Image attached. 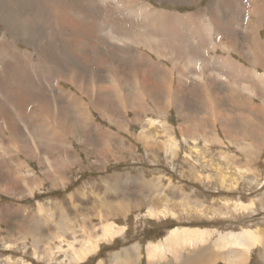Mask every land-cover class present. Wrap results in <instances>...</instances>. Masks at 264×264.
I'll list each match as a JSON object with an SVG mask.
<instances>
[{
	"label": "rangeland",
	"instance_id": "1",
	"mask_svg": "<svg viewBox=\"0 0 264 264\" xmlns=\"http://www.w3.org/2000/svg\"><path fill=\"white\" fill-rule=\"evenodd\" d=\"M55 1H61L62 5H53ZM112 1L103 0V3H101L100 0H47V2L42 0H0V42H2L3 46L10 43L16 45L19 49L25 50L30 61L34 64L32 68L36 65L42 69L37 76L31 71L24 75L22 72L8 73L6 72L7 67L5 61L0 64V77L1 79L7 78L3 86L0 84V125L3 126L4 123H10L15 126H24L25 128L27 127L25 122L27 115L24 114V111H29L32 116L35 115L34 117L37 118V121L40 122L41 125H38V131L36 132L34 130H28L27 128L24 131H26L25 133L27 136L31 138H40L36 142L40 141L42 139V134L46 132L40 116H37H45L44 112L40 109V106H42L41 101H45L50 105L54 104L56 109L64 114H70L69 116H71L73 110L70 105H73L74 101H67V96H65V94L71 93L79 99L77 95L80 93L81 89L88 86L84 85V88L78 87V80L71 81L66 79L63 73L65 74L66 70L71 71L74 68L80 69L79 71L83 73L80 78L85 82L93 84L90 85L89 88L92 91L94 90V95L98 96V100H105V102L108 103L106 106L111 109L107 110V112L104 111L102 107L97 109L91 106V109L89 108L91 121L88 125L84 123L79 116V120L77 121L76 117H74V119L64 118L62 122L66 119V124L63 130H61L62 134L59 133L60 136L52 134L47 135V139H49L50 142L48 143L49 146L46 144L45 147H48L47 153H49V155L47 154V158H50V169L45 168L41 159L27 158L25 155L18 153L20 152L19 150H15V152L18 153L17 156L14 154L10 159L7 158V155L2 158L0 157V178L3 177L2 179H6V177L8 178V176L11 175L5 171L3 165L6 164L11 171H16L13 169L11 163L15 158L26 164V168H23L22 172L18 171L16 175V178L21 179V184L18 187L0 189V264H16L20 259L16 260L14 257L9 258L7 255L12 254L16 256L22 254V252L25 254L21 256L25 257L26 261L30 263L33 262V258L28 256L30 254L29 251L32 249L33 241L41 245L39 246V244H37L39 250H37L36 253L42 256L44 255V252L41 253L43 248H50L52 250L55 248V246H52V243H50L51 234L54 236V239L59 242V244H56V249L62 246L64 249H67L68 243H73L74 237H79L77 243L79 247L84 244L83 241L86 237L92 239L93 226H98L101 223L107 222L113 223L116 227H125L126 229L122 236L119 238L115 237L111 241H114L112 244H110V242L100 245L98 258L90 260L88 264H97L98 259L101 258L104 260V263H107L109 256L114 255L117 257L122 255L124 249L128 248L126 246L136 244L135 241H140L141 245H145L146 241L147 243L153 242L154 240L161 241V235L165 233L167 228L173 227L174 222L168 218L164 219L165 217H162L161 214H159L157 220H148L145 218V207L148 202L147 200H149L147 190L154 191L150 196V201L153 200L155 196L157 198L159 195L161 198H164L163 201H168V198L170 201H173V207H177L179 202V197L175 195L177 192L181 193L179 195L181 197V202L183 197L186 199L187 197H193L194 201L203 203L201 199L194 196L195 193L200 195L206 194L207 197L212 196L214 198L218 196L216 194L218 192L216 183H212L211 188H206V190L214 192L216 195L209 194L205 193L202 183L199 185L194 184V179L191 178V176H200L201 174L199 173L201 172L198 174L194 172H198V170L201 171L204 166L201 155L208 151L205 150V147L202 145V136L204 134L203 137L206 139H211V137L218 139L220 137L225 142V147H222V143L218 139L219 141L214 143L218 145V148L214 149V147L211 146V151L217 150V153H223L224 151L228 152L225 159L222 158L223 160L220 161V158L216 157L214 158L215 161L211 162L205 168H212L213 170L221 169V172L226 170L239 171L240 169L244 170L243 168L248 165V168L255 169L259 172L260 177L256 182H251L250 176L240 178L239 175L238 177L242 181V184L240 189H237L235 192L243 201L248 202L249 199H254L259 202V205L256 206L254 212L250 214V212L238 211L244 210L240 208V205L237 206L238 210H234L229 209L228 205L214 200L212 203H204V205L201 204L199 206L202 211L203 209L211 208L221 213L212 214L209 216V219H207V216L199 214V209L194 207V204L192 205L186 201L187 203H183L184 207L189 205L192 213L197 215H188L190 219L184 220L183 224L178 225L181 226V228L189 229L208 228V234H210L211 231L214 235V240L209 244L215 249L217 248L216 243L219 236L226 237L230 234L236 236V234L240 233L242 230L264 227V212L260 211V208L264 205V201H262L264 200V130H262L264 122L261 119L263 115L260 114L259 111L260 107L263 108L264 111V97L260 98L264 95V92L260 90L262 93H259V91H257L256 93L258 95L255 94L253 97L254 108L255 106L259 107L256 114L259 119L255 115L253 120L256 129H243V127L248 124L249 117L247 116H251V112H240L233 102V100H236L241 95L240 92H243V86H251V83H254L255 86L253 84L251 87L256 88V81L248 75V70L252 66V63L250 64L249 61L242 58L243 56H239L235 51V47L240 45L246 46V43L252 45L257 44V42L254 44L250 41L245 42L250 36V26H252V24L256 26L257 23L255 17H249V14L252 13L254 0H127L129 3L133 4V10L130 15L124 12L122 13V10L116 5V1ZM99 3H101L100 6ZM51 7H53V12H49ZM194 14L198 18H195ZM173 15H177L179 19H175ZM59 16H61L62 19H59ZM151 16L158 19L160 18V21L165 25L172 22V27L169 28L170 31L168 35L164 36L163 33L158 32L159 35L155 37V40L161 46L159 55H157L154 48L147 49V47L143 45L134 46L131 44L132 37L136 38V36H139L146 38L150 36V34L153 37V33H157L156 30L153 29L154 27L150 25L152 21ZM187 16H192L191 19H188L190 23H188L187 26L176 24V21H182L183 24V20L180 19ZM142 17L145 21L142 20ZM197 20H200V22ZM248 20H250V23H248ZM51 22L59 24L66 22V26L68 25L67 23H69V26H65L64 31L56 36L55 41V35L51 30ZM205 23L208 25L207 31L209 32L205 31ZM174 24H176L175 27ZM189 27L207 34V37L205 35L203 37V42H207V45L203 47L204 53L202 63L198 61L201 58L203 50L197 59L198 61L192 60L191 62H187V58H178L179 60L174 58L173 63L170 62L167 59L168 56L165 54L166 50L165 48L163 49V47L169 44H175L178 49H184L186 47V38L190 40V37H192V35L185 34V31L188 30ZM69 28H71V30H69ZM259 33L260 39L264 41V25L261 23H259ZM58 39H61L62 42L60 43L57 41ZM66 39H69V41ZM193 41L195 45L199 46V39ZM44 44L56 50L55 52H57L59 56H54V58L61 60L59 64L65 68L62 69L63 71L58 75L54 76L52 73H49L48 70V72L44 70L45 66H47L45 61L44 64L42 63L41 65L36 61L38 58L37 51L44 47ZM130 46L133 48L129 50ZM260 46L257 47V51L264 61V47L262 45ZM210 47H215L217 53H214ZM244 52H251V55L254 53L253 50L250 49H245ZM130 53L133 55L143 53L144 56H151V58L147 64L141 62L143 59L137 60L133 58ZM195 54H198V52L193 53V55ZM221 55L228 57L227 60L236 64L237 68H240L241 71H239V73L236 72L233 76L232 74L228 75L225 70L222 71L220 66L216 63V60L221 58ZM14 56L19 57L17 53H15ZM19 62L20 61L17 63ZM193 63L196 64L195 68L192 66ZM112 66H120L127 74V76L121 80L122 86L126 85L122 90H119L116 84L111 81L112 79L110 76L108 77L106 74L103 76V71ZM3 67H5V69ZM257 67L259 74L261 73V75L264 76V72L262 71V69L264 70V66L258 65ZM261 67L263 68L261 69ZM4 70L6 71L3 73ZM163 70L172 73L171 82L170 84L168 83V85L172 87L173 91L178 92V94L173 92V97H179L180 100H184L186 103L184 110L183 108L178 109L175 105L166 108L163 97L167 91L168 85L162 79L163 74L161 73ZM183 72L186 74L185 77L182 76ZM1 73H3V75ZM215 74L221 75L228 83L231 81L237 83L238 86L232 83L235 91L233 89L229 91L225 90L226 88L224 85L215 83L213 78L211 79ZM245 75L251 80L249 81L247 77L244 78L243 76ZM198 77L202 84L198 85ZM202 78L205 82H202ZM237 78L239 80H237ZM247 80L250 83H248ZM216 85H218V88ZM170 86H168V89H170ZM239 86L242 87L240 88ZM201 88H204L203 92H201ZM2 90H8L9 93L6 97L1 96L3 94ZM130 93L133 94L132 97ZM116 95H121L124 98V104L123 102H119V98ZM232 97L236 99H231ZM127 98H129V104L132 105L136 102L141 105V110L139 112L140 121L136 124L134 121V123L128 121L126 123V120H123V114L126 109L122 110V108L123 106L125 108ZM83 99L87 100L86 98ZM116 107L119 110H117ZM207 107L210 109L209 111H207ZM202 109L205 110L202 111ZM75 110L79 113L78 108ZM220 114L223 115V119L221 120L223 121L222 123L217 119ZM188 115L190 118H187ZM32 116L29 118V121L34 124L35 129L36 123L33 121L34 118H32ZM130 117L134 120L135 111H130ZM145 119H155L162 122L160 126L158 125L153 129H146V136H151L150 138H152L154 142H158L162 139L165 141L167 139L168 135L161 126L163 123L169 124L171 129L170 134L177 143V156L172 157L171 153L168 152L169 149H166L165 152L148 151L149 149L143 145L140 138ZM193 121L195 123H193ZM77 122L78 126L76 127H78V129L75 127ZM250 124H252V122ZM250 124L248 127H250ZM66 127L70 128V132L65 131ZM209 127L211 130H208ZM97 128H100L108 137L104 135L101 136L95 132ZM229 128L232 131H228L227 129ZM58 131L59 129L57 132ZM156 132H159L160 135H156ZM199 133L204 134L200 135ZM32 134L35 135L31 136ZM113 134L115 138H112ZM4 135V139L8 140L9 136L7 131ZM197 139H199V142ZM190 141H192L195 146L193 144L189 145ZM246 143H251L252 146L256 145L257 149L255 154L246 156L242 149H240L246 146ZM42 144L43 148L45 142ZM62 154H64V156ZM186 154H190L191 158ZM197 157H199V160H202V162L195 161ZM27 171H32L34 173V178L36 177V179L40 180L35 187L31 184L27 186L24 185V182L27 181L24 179V173ZM45 173H49L48 175L50 176L54 174L51 177L48 176V178H45L43 175ZM30 177L33 178V176ZM116 178L119 180L115 181L117 180ZM62 179L66 182V187L60 185L61 181H63ZM198 179L202 181L201 177ZM105 185H110L107 193L108 195L103 191V186ZM29 192H32V194H28ZM74 194L77 198H74ZM189 194H192V196ZM165 196H167V198ZM210 201L211 200L208 202ZM103 203L111 206L105 208L106 206L104 207ZM119 204L124 205L126 210L124 208L117 211L111 209L112 207H118ZM235 205L236 203L234 202L233 207ZM225 208L228 210H225ZM99 209L100 211H98ZM160 210L161 209H157V212H160ZM147 211L146 217H148ZM186 216L187 215H183L182 218H186ZM175 218L177 219V215L173 217V219ZM60 219L63 223L67 221L68 225L71 227H78V234L72 236L69 233L70 236L68 237L65 236V233L59 234L58 223ZM99 219H101V221ZM197 219H203L201 223L205 226L199 225L197 227L193 225V222H189L196 221ZM175 230L177 234L196 233L194 236L198 237L200 240L206 238L205 232L200 233L197 230L192 232L186 229H174L169 233ZM19 237L26 240V250L24 249V251L22 250L23 247H21V245L19 246L21 241ZM11 243L12 246H15V249H20L18 253H16V251H10V249L6 250V246L11 245ZM109 246H112L114 251L109 252L107 248ZM180 250H184L183 255L187 254L186 245L181 244ZM219 250H224V252L221 251L220 253L221 258H223L224 256L229 257L228 255L234 251V248L228 247V250L227 248H220ZM249 253L250 251L244 254L243 257L241 255L240 259L244 258V260L247 261L250 256ZM61 254L65 256L67 252ZM61 254L55 253V257ZM233 254H235V252ZM261 255H263V253L254 250L252 255L253 259L250 264H258ZM5 256H7V258H5ZM258 257H260V259ZM8 258L9 260H7ZM262 262V264H264V260ZM56 264L58 263L56 262Z\"/></svg>",
	"mask_w": 264,
	"mask_h": 264
},
{
	"label": "bare ground",
	"instance_id": "2",
	"mask_svg": "<svg viewBox=\"0 0 264 264\" xmlns=\"http://www.w3.org/2000/svg\"><path fill=\"white\" fill-rule=\"evenodd\" d=\"M42 1H44V2H47V0H42ZM112 1V0H111ZM114 1H116V5L119 7V9H121L122 10V13L124 12V13H126L127 15H130V13H131V11L133 10L132 9V6H133V4L132 3H129V1H127V0H113L112 2H114ZM100 2L101 3H103V0H100ZM93 3V2H92ZM101 3H99V6L101 5ZM129 3V4H128ZM72 4V3H71ZM187 4V3H186ZM53 5H62V2L61 1H55L54 3H53ZM173 5V4H172ZM92 6H94V5H92ZM103 6V5H102ZM52 8L53 7H51L50 9H49V12H53V10H52ZM97 11V10H96ZM198 11H200V10H198ZM200 12H203V11H200ZM80 14V13H79ZM201 14V13H200ZM166 16V15H165ZM172 16V15H171ZM167 17V16H166ZM173 17L175 18V19H179L178 18V16L177 15H173ZM191 17L192 16H187V17H183L182 19H180V20H183V24H182V21H176L177 23L176 24H181V25H184V26H187L188 25V23H190L189 21H188V19H191ZM194 17L195 18H198V17H196L195 16V14H194ZM249 17H255V19L257 20V23H256V26H254L253 24H252V26H250V36H249V40L248 39H246L245 40V42H247V41H250V42H252L253 44L254 43H256L257 42V44L256 45H252V44H248V43H246V46H237V47H235V51L238 53V55L239 56H243L242 58H244L245 60H247V61H249L250 62V64L252 65H250L251 67L249 68V74L248 75H250V78H253L255 81H256V88H252L251 86L254 84H252L251 83V86L250 85H245V86H247V87H242L243 88V92H240L241 93V95L236 99L235 97H232L231 99H236V100H233V102H234V105H235V107L238 109V110H240V112L242 111V112H251L252 113V109L254 108V106H253V97L255 96V94H257L256 92L257 91H259V93H262V92H260V90L261 91H263L264 92V76L263 75H261V73L259 74V70H258V65H260V66H264V61H263V59H262V57L258 54V51H257V47H259L260 45H262L263 47H264V41H262L261 39H260V33H259V23H261V24H263L264 25V0H254V4H253V9H252V13H250L249 14ZM70 18H72V17H70ZM78 18H79V16H78ZM82 18H83V16H82ZM107 18V17H106ZM59 19H62V17L61 16H59ZM84 19V18H83ZM151 19H152V21H151V23H150V25L151 26H153L152 28L153 29H155L156 30V32L157 33H153V37L151 36V34H150V36H147V34H146V38H143V37H139V36H136V38L135 37H132V42H131V44L132 45H134V46H137V45H143V46H145V47H147V49L148 48H154L155 49V51H156V53H157V55H159L160 53H159V51H160V48H161V46L157 43V41L155 40V37H157L158 35H159V33H163V35L165 36V35H168L169 33V28L170 27H172V22H169V20H168V22H169V24H164V23H162L161 21H160V18L158 19V18H155V17H153V16H151ZM167 19H168V17H167ZM142 20H144L145 21V19L142 17ZM188 21V22H186V21ZM82 21V20H81ZM198 22H200V20H197ZM164 22V21H163ZM167 22V23H168ZM175 22V21H174ZM248 23H250V20H248ZM66 24V22L65 23H56V22H51V30L53 31V33H54V35H55V37H54V41L56 40V36L57 35H59V34H61L63 31H64V27L66 26L65 25ZM68 25L67 26H69V23H67ZM176 24H174V27H175V25ZM79 25V24H78ZM169 25V26H168ZM66 26V27H67ZM144 26V25H143ZM149 26V25H148ZM179 26V25H178ZM207 24L205 23V31L206 32H209V31H207ZM74 27V26H73ZM72 28V27H71ZM71 28H69V30H71ZM75 28V27H74ZM186 28V27H185ZM203 28V27H202ZM200 29V28H199ZM74 30H76V29H74ZM73 30V31H74ZM150 30V29H149ZM72 31V32H73ZM145 31V30H144ZM151 31V30H150ZM177 31V30H176ZM71 32V31H70ZM77 32V31H76ZM141 32V31H140ZM159 32V33H158ZM67 33V32H66ZM75 33V32H74ZM73 33V34H74ZM175 33H177V32H175ZM246 33V32H245ZM249 33V32H248ZM68 34V33H67ZM66 34V35H67ZM72 34V33H71ZM185 34H188V35H192V37H190V40L188 39V38H186V47L184 48V49H182V48H179L178 49V47H177V45H175V44H169V45H166V47H163V49L165 48V54L168 56V60L170 61V62H172L173 63V59L174 58H187V62H191L192 60H197L198 59V57L200 56V53H201V51L204 49L203 47H205L206 45H207V42H203V37H204V35L207 37V34L206 33H203V32H199V30H197V29H194V28H192V27H189V29L188 30H186L185 31ZM144 35V34H143ZM64 37H65V34H64ZM67 37V36H66ZM79 39V38H78ZM199 39V46H197V45H195L194 44V41L193 40H198ZM202 39V40H201ZM66 40H68L69 41V39H66ZM131 40V39H130ZM57 41H59L60 43L62 42V40L61 39H58ZM161 41V40H160ZM170 41V40H169ZM46 42V41H45ZM243 42V41H242ZM42 44V43H41ZM126 45H127V43H126ZM245 45V44H244ZM259 45V46H258ZM164 46V45H163ZM261 47V46H260ZM133 47L132 46H130V48H129V50L130 49H132ZM208 48V47H207ZM43 49V50H42ZM210 49L214 52V53H217L216 51H217V49L215 48V47H210ZM245 49H250V50H253V55H251V52H244V50ZM258 49H260V48H258ZM37 50V49H36ZM56 50H54L53 48H51V46H45V44H44V47H42V48H40V49H38V51H37V53H38V58H37V62L41 65L42 63L44 64V61L47 63V66H45V69L44 70H48L49 71V73H52L54 76L55 75H58L60 72H62L63 70L62 69H65L61 64H59L60 62H61V60H57V59H55L54 58V56H59L58 55V53L57 52H55ZM194 52H198V54H195V55H193V53ZM15 53H17V55H19V57H15L14 56V54ZM203 53H204V50L202 51V54H201V58L199 59V63H202V61H203ZM130 55L133 57V58H136L137 60L138 59H143L141 62H144V63H149V60H150V58H151V56H148L147 57V55L146 56H144L143 55V53H137V54H135V55H133L132 53H130ZM228 59V57H226V56H224V55H221V58H218L217 60H216V63L220 66V69L223 71V70H225L226 71V73L229 75H231L232 74V76H233V74H235L236 72H238L239 73V71H241V69L240 68H237V65L236 64H234L233 62H231L230 60H227ZM179 60V59H178ZM3 61H5V63H6V67H7V71L6 70H4L3 71V73L6 71V72H8V73H20V72H22L24 75L26 74V73H28V72H32V73H34V75L35 76H37V74L39 73V72H41L42 71V69L40 68V67H38V66H34V68H32V65H34L31 61H30V58H29V56H28V54H27V52L25 51V50H22V49H19L16 45H12V44H10V43H8V44H6V45H2V42H0V64L1 63H3ZM18 61H20L19 63H17ZM192 66L195 68L196 67V64H192ZM4 69H5V67H3ZM263 67H261V69H262ZM1 69V68H0ZM246 69H243V70H246ZM59 70V71H58ZM80 69H78V68H74L73 70H66L65 71V74L63 73V75L66 77V79L68 80H71V81H76V80H78V87H82V88H84V85H88V86H86L84 89H81V91H80V93L77 95L78 96V98L79 99H77L73 94H71V93H69V94H65V96H67V101H74V104L72 105H70L72 108V110H73V113H71V116H69L67 113H62L60 110H58V109H56L55 108V106H54V104H49V103H46L45 101H41V103H42V106H40V109L44 112V114H45V116H42V115H37V116H40V118H41V120H42V122H43V124H44V130L46 131L45 133H43L42 134V139L40 140V141H38V142H36L37 140H39L40 138H37V139H34V138H31L30 136H27V134L25 133L26 131H24V130H26V128L29 130H34L35 132L36 131H38V125L40 126L41 124H40V122H38L37 121V118L36 117H34V116H32L30 113L31 112H29V111H24V114H26L27 116H26V118H25V122H26V125H27V127H25L24 128V126L23 127H21V126H15L14 124L12 125V124H10V123H4V125L2 126V125H0V157L2 158V157H4L5 155H7V158L8 159H10V157L12 156V155H16L17 156V154L18 153H21V154H23V155H25V157H27V158H39V159H41V161L43 162V164H44V166H45V168L47 169H50V162H49V159L47 158V154L49 155V153H47V151H48V147L46 146L45 147V145L47 144L48 145V143L50 142L49 141V139H47L48 138V134H52V135H59L60 136V134L59 133H61L62 134V131L61 130H63V128L65 127V124H66V119L67 118H70V119H74V117H76V121L77 120H79L78 119V116H79V118L84 122V123H87V125L90 123V117H91V115H90V113H89V110L91 109L90 107L92 106L93 108H99V107H102V108H104L103 110L104 111H107V110H111L109 107H107L106 105L108 104V103H106L105 102V100H98L99 98H98V96L97 95H94V90L92 91L90 88H89V86L90 85H93V84H90V83H88V82H85L82 78H80L82 75H83V73L82 72H80L79 71ZM47 71V72H48ZM97 71V70H96ZM128 71V70H127ZM262 71L264 72V70L262 69ZM3 73H1L2 75H3ZM48 73V74H49ZM6 74V73H5ZM4 74V75H5ZM105 74H106V76H110L111 77V81H113L115 84H116V86L119 88V90H122V88H124L126 85H123L122 86V83H121V80H122V78H124V77H126L127 76V74H126V72L124 71V70H122L121 69V67L120 66H112V67H110V68H108V69H106V70H104L103 71V76H105ZM160 74V73H159ZM161 74H163V76H162V79H163V81L165 82V83H167V85H168V83L170 84V82H171V75H172V73L170 72V71H167V70H163V72L161 73ZM246 74V75H247ZM1 75V76H2ZM7 75V74H6ZM185 73L183 72L182 73V76H184L185 77ZM238 75H240V74H238ZM244 75V74H243ZM243 76L244 78L245 77H247V79L249 80V78H248V76ZM17 76V75H16ZM3 77V76H2ZM4 77H6V76H4ZM62 77V76H61ZM149 77V76H148ZM150 78V77H149ZM199 78V77H198ZM213 78V81L215 82V83H217V84H221V85H224L225 86V90H231V89H233L234 90V85L232 84V83H235V82H230V83H228L226 80H225V78H223L221 75H219V74H215L214 76H212L211 77V79ZM7 79V78H6ZM6 79H1V77H0V84L3 86V84H4V82L6 81ZM57 79V78H56ZM59 79V78H58ZM159 79H160V77H159ZM109 80V79H108ZM237 80H239L238 78H237ZM247 80V81H248ZM251 80V79H250ZM249 80V81H250ZM8 81V80H7ZM11 81V80H10ZM62 81V80H61ZM111 81H110V83H111ZM130 81V80H129ZM133 81V80H132ZM174 81V80H173ZM244 81V80H243ZM246 81V80H245ZM248 81V83H250ZM56 82V81H55ZM91 82V81H90ZM182 82V81H181ZM202 82H205V80L202 78ZM242 83V82H241ZM244 83H246V82H244ZM247 83V84H248ZM199 84H202L201 82H200V78H199V83H198V85ZM240 84V83H239ZM229 85V86H228ZM235 85L236 86H238V84L237 83H235ZM243 85V84H242ZM111 86V85H110ZM168 86H170V85H168ZM168 86H167V91H166V93H165V95H164V97H163V99H164V103H165V106H166V108H168V107H171L172 105H175V107H177L178 109L179 108H183V110L185 109V105H186V103L184 102V100H180L179 99V97H173L174 96V94H173V92H176V94H178V92L177 91H173L172 90V87L170 86V89H168ZM217 86V88H218V85H216ZM250 86V87H249ZM254 86H255V84H254ZM1 87V86H0ZM6 87V86H5ZM134 87V86H133ZM136 87V86H135ZM205 87V86H204ZM220 87V86H219ZM240 87V86H239ZM238 87V88H239ZM240 87V88H241ZM259 87V88H258ZM3 88V87H2ZM216 88V87H215ZM237 88V89H238ZM9 89V88H8ZM11 89H13V88H11ZM135 89V88H134ZM198 89V88H197ZM236 89V90H237ZM109 90V89H108ZM138 90H140V89H138ZM137 90V91H138ZM178 90V89H177ZM201 90V92H203L204 91V88H201L200 89ZM224 90V89H223ZM1 91V90H0ZM3 92V94L1 95L2 97H6L7 95H8V90H2ZM9 91H11V90H9ZM235 91V90H234ZM237 91H239V90H237ZM61 92V91H60ZM127 92V91H126ZM136 92V91H135ZM142 92V91H141ZM180 92V91H179ZM120 93V92H119ZM133 93V92H132ZM140 93V92H139ZM212 93V92H211ZM131 94V93H130ZM142 94V93H141ZM227 95V94H226ZM258 95V94H257ZM118 98H119V102H123V97L121 96V95H116ZM131 97L133 96V94H131L130 95ZM211 96V95H210ZM209 96V97H210ZM217 96V95H216ZM237 96V95H236ZM134 97H135V95H134ZM161 97V98H162ZM226 97V96H225ZM264 97V95L262 96V97H260V98H263ZM83 98H86L87 100H85V99H83ZM126 98V97H125ZM130 98V97H129ZM129 98H127V103L125 104V108H124V106H123V108H122V110L123 109H126V111L124 112V114H123V112H122V114H123V120H126V123H127V121L128 122H130V123H132L133 121L135 122V124L137 123V122H139L140 121V117H139V112H140V110H141V105L138 103H136L135 101V104H129L128 102V99ZM204 98V97H203ZM208 98V97H207ZM211 98V97H210ZM227 98V97H226ZM257 98V97H256ZM77 99V100H76ZM135 99V98H134ZM264 99V98H263ZM226 100V99H225ZM79 101V102H78ZM155 101V100H154ZM264 101V100H263ZM49 102V101H48ZM133 102V103H134ZM180 103V104H179ZM227 103H228V101H227ZM40 104V103H39ZM38 104V105H39ZM123 104H124V102H123ZM158 104H161V103H158ZM157 104V105H158ZM178 104V105H177ZM117 106V105H116ZM119 106V105H118ZM213 106V105H212ZM39 108V107H38ZM76 108H78L79 109V113H78V111L76 112ZM90 108V109H89ZM117 108V107H116ZM120 108V107H119ZM213 108V107H212ZM224 108V107H223ZM257 108V107H256ZM101 109V108H100ZM143 109V108H142ZM259 109V108H258ZM39 110V109H38ZM117 110H119L118 108H117ZM196 110V109H195ZM205 109H202V111H204ZM210 109H208V107H207V111H209ZM212 110V109H211ZM220 110V109H219ZM218 110V111H219ZM93 111V110H92ZM101 111V110H100ZM130 111H135V118H134V120H132V118L130 117ZM254 111V110H253ZM257 111L258 110H256L255 109V113L257 114ZM259 111H260V114H262L263 115V117L261 118L262 119V121L264 122V111H263V108H261L260 107V109H259ZM108 112V111H107ZM118 112V111H117ZM180 112V111H179ZM213 112V111H212ZM236 112H237V110H236ZM113 113V112H112ZM150 113V112H149ZM207 113V112H206ZM122 114H121V116H122ZM185 114V113H184ZM209 114V113H208ZM223 114H225V113H223ZM114 115V114H113ZM191 115V114H190ZM210 115H213V114H210ZM221 115V114H220ZM244 115V114H243ZM32 116V118H34V122L36 123V126H35V129H34V124L33 123H31L30 121H29V118ZM199 116V115H198ZM205 116V115H204ZM203 116V117H204ZM215 116V115H214ZM257 116V115H256ZM118 117V116H117ZM158 117V116H157ZM192 117V116H191ZM202 117V116H201ZM213 117V116H212ZM216 117H217V115H216ZM247 117H249L248 118V124L245 126V127H243V129H251V128H254V129H256V126H255V124H254V122H253V120H254V117H252V115L251 116H247ZM64 118H66L65 119V121H63L62 122V120L64 119ZM146 118H148V117H146ZM180 118V117H179ZM187 118H190V116L188 115V117ZM235 118V117H234ZM39 119V118H38ZM186 119V118H185ZM184 119V120H185ZM218 119V118H217ZM112 120V119H111ZM143 120V119H142ZM202 120V119H201ZM208 120H210V119H208ZM207 120V121H208ZM213 121H214V119H213ZM246 121V120H245ZM23 122V121H22ZM82 122V123H83ZM114 122H117V121H114ZM113 122V123H114ZM133 122V123H134ZM205 122V121H204ZM223 122V121H222ZM252 122V124H250ZM73 123H74V121H73ZM160 123H162V122H160V121H157V120H155V119H145V122H143V128H142V132L140 133V138H141V140H142V142H143V145L147 148V149H149L148 151H153V152H158V151H166V149H169V151L168 152H170L171 153V156L172 157H175V156H177V151H178V148H177V143H176V140L173 138V136H171V134H170V131H171V129H170V126H169V124H166V123H163V125L161 126L164 130H165V133L168 135L167 136V139L165 140V141H163V139L162 140H159L158 142H154V140L152 139V138H150V137H148V136H146V134H145V132H146V129H153V128H155V127H157L158 125L160 126ZM193 123H195L194 121H193ZM211 123V122H210ZM225 123V122H224ZM79 124H80V121H79ZM112 124V123H111ZM202 124V123H201ZM214 124V123H213ZM227 124V123H226ZM239 124V123H238ZM250 124V127H248V125ZM23 125V124H22ZM92 125V124H91ZM114 125H117V124H114ZM130 125V124H129ZM245 125V124H244ZM76 126H78V122L75 124V127ZM201 126V125H200ZM225 126V125H224ZM242 126H243V124H242ZM83 127V126H82ZM115 127H117V126H115ZM197 127V126H196ZM195 127V128H196ZM222 127V126H221ZM227 127V126H226ZM203 128V127H202ZM202 128H201V130H202ZM59 129V131L57 132V130ZM76 129H78V127H76ZM41 130V129H40ZM74 130V129H73ZM195 130V129H194ZM208 130H211L210 129V127L208 128ZM228 131L230 130V128L229 129H227ZM262 130H264V125H263V127H262ZM7 131V133H8V136H9V139L8 140H5L4 138V134H5V132ZM65 131L66 132H70V128H68V127H66L65 128ZM148 131V130H147ZM158 131H160V130H158ZM197 131V130H196ZM195 131V132H196ZM230 131H232V130H230ZM30 132V131H29ZM95 132H97L99 135H104V136H106V137H108L107 136V134H105L104 132H102L101 130H100V128H97V129H95ZM174 132V131H173ZM187 132V131H186ZM198 132V131H197ZM196 132V133H197ZM202 132H203V130H202ZM258 132V131H257ZM172 133V132H171ZM211 133V132H210ZM31 134V133H30ZM157 134H159V132H156V135ZM193 134V133H192ZM200 134V133H199ZM201 134H204V133H201ZM200 134V135H201ZM33 135H35V134H32L31 136H33ZM134 135V134H133ZM160 135V134H159ZM164 135V134H163ZM187 135H189V134H187ZM205 135V134H204ZM203 135V136H204ZM260 135V134H259ZM38 136V135H37ZM58 136V137H59ZM138 136V135H137ZM190 136H191V134H190ZM193 137H194V134L192 135ZM202 136V137H203ZM233 136V135H232ZM252 136H254V135H252ZM54 137H56V136H54ZM57 137V138H58ZM65 137V136H64ZM139 137V136H138ZM157 137V136H156ZM229 137V136H228ZM51 138H52V136H51ZM112 138H115V136H114V134H113V136H112ZM165 138V137H164ZM184 138H185V136H184ZM47 139V140H46ZM106 139V138H105ZM187 139V138H186ZM190 139V138H189ZM229 139V138H228ZM252 139V138H251ZM120 140V139H119ZM137 140V139H136ZM195 140V139H194ZM194 140H192V141H194ZM199 140V139H198ZM197 140V141H198ZM203 140H206L207 142H218L219 140L218 139H216L215 137H211V139H203ZM231 140V139H230ZM122 141V140H121ZM41 142V143H40ZM45 142V144H44V147L42 148V143H44ZM127 142V141H126ZM185 142V141H184ZM255 142V141H254ZM204 143V142H203ZM224 143V142H223ZM222 143V147L224 146L225 147V145ZM37 144H38V146H37ZM243 144V143H242ZM193 145H194V143H193ZM205 145H206V143H205ZM204 145V146H205ZM239 145V144H238ZM49 146V145H48ZM195 146V145H194ZM242 146V145H241ZM109 147V146H108ZM210 147V146H209ZM52 149V148H51ZM207 149V148H206ZM239 149V148H238ZM240 149H242V151L246 154V156H249V155H253V154H255V146H252V144L251 143H249V144H247L246 143V146H243L242 148H240ZM15 150H19L20 152H15ZM51 151V150H50ZM135 151V150H134ZM62 152H64V151H62ZM259 152V151H258ZM66 153V152H65ZM73 153V152H72ZM95 153H97V152H95ZM102 153V152H101ZM151 153V152H150ZM170 153H169V156H170ZM227 151H224L223 153H218V155L219 156H222L223 157V159H225L226 158V156H227ZM154 154V153H153ZM63 156H64V154H62ZM97 155V154H96ZM100 155V154H99ZM187 156H189L190 158H191V155L190 154H186ZM77 156V155H76ZM107 156V155H106ZM170 156V157H171ZM245 156V155H244ZM121 157V156H120ZM229 157V156H228ZM115 159V158H114ZM250 159H252V158H250ZM3 161H5L4 159H2ZM12 167H13V169L14 170H16V171H11L10 169H9V167L5 164V165H3V167L5 168V171L7 172V173H10L9 175L10 176H8V178L6 177V179H2V178H0V189L1 188H6V189H8L9 187H18L20 184H21V179H19V178H16V175L18 174V171H23L22 169L23 168H26V164L24 163V162H22V161H20L19 159H14L12 162ZM220 163V162H219ZM223 163V162H222ZM230 163V162H229ZM103 165V164H102ZM221 167H222V165H221ZM231 167V166H230ZM12 169V168H11ZM12 169V170H13ZM52 169V168H51ZM69 169V168H68ZM244 169V168H243ZM55 170V169H54ZM220 170V169H219ZM241 170V169H240ZM239 170V173L241 172ZM235 171V170H234ZM243 171V170H242ZM220 172H221V170H220ZM20 173V172H19ZM24 173V172H23ZM50 173V172H49ZM48 173V174H49ZM195 174H198L199 172H194ZM34 173L32 172V171H27L26 173H24V179L25 180H27L26 182H24V185L25 186H27L28 184H31L33 187H35L39 182H40V180H38V179H36V177L34 178V175H33ZM47 173H45V174H43L44 175V177L45 178H48V176L49 177H51L50 175H48ZM57 174V173H56ZM199 174H202V173H199ZM42 175V176H43ZM58 175V174H57ZM30 176H33V178L32 177H30ZM56 176V175H55ZM241 176V175H240ZM5 177V176H4ZM57 177V176H56ZM59 177H60V175H59ZM63 177V176H62ZM116 177H118V176H116ZM123 177H124V175H123ZM22 178V177H21ZM42 178V177H41ZM61 178V177H60ZM59 178V179H60ZM117 179V178H116ZM228 179V178H227ZM47 180V179H46ZM56 180V179H55ZM63 180V179H62ZM119 179H117V180H115V181H118ZM49 181V180H48ZM60 181V180H59ZM146 181V180H145ZM157 181V180H156ZM46 182V181H45ZM235 182V181H234ZM47 183V182H46ZM71 183V182H70ZM150 183V182H149ZM222 183V182H221ZM60 184V183H59ZM137 184V183H136ZM157 184H158V182H157ZM230 184V183H229ZM41 185V184H40ZM61 186H63V187H66L67 186V184H66V182L63 180V181H61V184H60ZM143 185V184H142ZM223 185V184H222ZM129 186V185H128ZM157 186V185H156ZM159 186H161V185H159ZM113 187H114V185H113ZM151 187V186H150ZM119 188V187H118ZM152 188H153V186H152ZM157 188V187H156ZM228 188V187H227ZM41 189V188H40ZM56 189V188H55ZM159 189V188H158ZM2 190V189H1ZM21 190V189H20ZM24 190V189H23ZM37 190V189H36ZM115 190V189H114ZM153 190V189H152ZM228 190V189H227ZM4 191H5V189H4ZM10 191V190H9ZM17 191V190H16ZM76 191V190H75ZM148 192H149V194H150V191L149 190H147ZM156 191V190H155ZM8 192V191H7ZM11 192H12V190H11ZM108 192V191H107ZM230 192V191H229ZM21 193V192H20ZM28 194H32V192H29ZM83 194V193H82ZM144 194V193H143ZM148 194V195H149ZM108 195V194H107ZM156 195V194H155ZM25 197V196H24ZM77 198V196L74 194V198ZM147 197V196H146ZM153 197V196H152ZM240 198V197H239ZM73 199V198H72ZM144 199V198H143ZM182 199H184V200H186V198L185 197H183ZM187 199H188V197H187ZM122 200V199H121ZM150 200V199H149ZM129 201V200H128ZM148 201V200H147ZM245 202V201H244ZM134 203V202H133ZM187 203V202H186ZM247 204V203H246ZM58 205V204H57ZM55 206V205H54ZM137 206V205H136ZM189 206V205H188ZM102 207V206H101ZM105 207V206H104ZM103 207V208H104ZM121 207V206H120ZM127 207V206H126ZM105 208H107V207H105ZM121 208H124V206L123 207H121ZM240 208L241 209H244V211L246 210V207L245 206H243V205H241L240 204ZM40 209H42V208H40ZM109 209V208H108ZM111 209H113V208H111ZM115 209V208H114ZM119 209V208H118ZM125 209V208H124ZM155 209V210H154ZM20 210V209H19ZM126 210V209H125ZM251 210V209H250ZM98 211H100V209L98 210ZM110 211H112V210H110ZM110 211H107V212H110ZM115 211H117V210H115ZM249 212V211H248ZM21 213V212H20ZM122 213V212H121ZM102 214V213H101ZM106 214H108V213H106ZM111 214V213H110ZM159 214H161V216L162 217H166V216H175V214H174V212L172 211V210H170L167 206H164L161 210H160V212H157V208H154V207H151L148 211H147V216L149 217V218H154V219H157V218H159ZM80 215V214H79ZM109 215V214H108ZM63 216H65V215H63ZM62 216V217H63ZM99 216H100V214H99ZM104 218V217H103ZM109 218V217H108ZM113 218V217H112ZM24 219V218H23ZM29 219H31V218H29ZM75 220V219H74ZM100 221H101V219H99ZM103 221V220H102ZM34 222V221H33ZM104 222V221H103ZM27 223V222H26ZM65 224V223H64ZM67 224V223H66ZM72 224V223H71ZM31 226V225H30ZM88 226V225H87ZM35 229V228H34ZM89 229V228H88ZM125 227H121V228H119V227H116L115 225H113L112 223H101L100 225H98V226H93V236H92V239L90 238V239H88L87 237L84 239V241H83V239L81 238V240L83 241V243L84 244H82L81 246H79L78 248L75 246L77 243H78V238H73V243H68V245H67V249H64L63 247L61 248V247H58L57 248V250H55V251H57V253L56 252H54L53 250H51L50 248H48V249H44L43 248V251H41V253L42 252H44V256L43 257H39L38 256V254L36 253V251L37 250H39V248H38V245L37 244H39L38 242H37V244H36V241H33V243H32V249L29 251L30 252V254H29V257L31 256L32 258H35V259H37V260H40V261H43V262H45V263H47V264H49V263H51L52 261H55V262H57L58 264H60V262L59 261H57L56 259H55V253L56 254H58V253H63V252H67L68 253V255H69V260H67V263L66 262H64V264L66 263V264H80V263H82V262H84L85 260H87V258L88 257H90L92 254H94V253H96L97 252V250H98V247H99V244H101V243H110L115 237H117V236H122V234L124 233V231H125ZM256 230H258V229H256ZM63 231V230H62ZM39 232V231H38ZM59 232V231H58ZM88 232V231H87ZM96 232H97V235H96ZM17 233V232H16ZM69 233L72 235V236H75V235H77L78 234V227H72L71 229H69ZM81 233V232H80ZM92 233V232H91ZM172 233H177V231L175 230L174 232H172ZM29 234H30V232H29ZM35 234V233H34ZM60 234H61V232H60ZM87 234V233H86ZM39 235V234H38ZM52 235V234H51ZM24 236V235H23ZM35 236V235H34ZM60 236V235H59ZM91 236V235H90ZM30 237H31V235H30ZM37 237H39V236H37ZM77 237V236H76ZM81 237V236H80ZM26 238V237H25ZM219 239H218V241H217V243H216V246H217V248L216 249H220V248H227V250H228V247H233L234 248V251L235 250H237V249H242V252H243V254H242V257L244 256V254H246V253H248L249 251H250V249H253L252 247H254L255 248V246L256 245H260L261 244V242H259V241H256L255 239H257L256 237H255V232H253L252 230H242L240 233H237L236 234V236L235 235H233V234H230L229 236H219L218 237ZM259 238V237H258ZM19 239H21V241H20V244H19V246L21 245V247H23V249H26V246H25V244H26V240L24 239V238H22V237H19ZM33 239V238H32ZM18 240V239H17ZM199 241H200V239H198ZM198 240H196V241H198ZM260 240H262V239H260ZM18 242V241H17ZM52 242V241H51ZM207 242V241H206ZM205 242V243H206ZM76 243V244H75ZM9 244H10V242H9ZM18 244V243H17ZM58 244H59V242H58ZM198 244V243H197ZM201 244V243H200ZM203 244V243H202ZM206 245V244H205ZM214 245V244H213ZM39 246H41L40 244H39ZM43 246V245H42ZM55 246V245H54ZM201 246V245H200ZM15 246H12V243H11V245H8V246H6V250L7 249H12L13 251H15V248H14ZM48 247V246H47ZM203 247V246H202ZM205 247V246H204ZM203 247V248H204ZM207 247H208V245H207ZM28 248V247H27ZM196 248V247H195ZM206 248V247H205ZM211 248V247H210ZM200 250V249H199ZM205 250V249H204ZM53 251V252H52ZM220 251V250H219ZM222 251V250H221ZM234 251H233V253H234ZM240 251V250H239ZM222 252H224V250L222 251ZM236 252V251H235ZM191 253V252H190ZM201 255H202V251H201V253H200ZM205 254V253H204ZM213 254H216L215 252L214 253H212V255ZM232 254V253H231ZM238 254V253H237ZM67 255V254H66ZM190 255V254H189ZM207 255V254H206ZM221 255V254H220ZM234 255V254H233ZM239 256L241 255V254H238ZM237 255V256H238ZM58 256V255H57ZM56 256V257H57ZM153 256V255H152ZM171 256V255H170ZM231 256V255H230ZM64 257H66V256H64ZM193 257V256H192ZM192 257H191V259H192ZM195 257V256H194ZM202 257H203V255H202ZM217 257V256H216ZM157 258V253L155 252L154 253V257H153V259H156ZM173 258V257H172ZM189 258V257H188ZM188 258H186L187 259V261H188ZM175 259V258H174ZM185 259V258H184ZM199 259V258H198ZM202 259V258H201ZM7 260H9V258L7 259ZM203 260V259H202ZM207 260V259H206ZM212 260V259H211ZM243 260H244V258H243ZM164 261H167V259H165ZM192 261V260H191ZM197 261V260H196ZM204 261V260H203ZM236 261H238V259H236ZM248 261V260H247ZM176 263H177V261H175ZM180 262V261H179ZM194 262V261H193ZM209 262V261H208ZM214 262H216L215 260H212L211 261V263L213 264ZM218 262V261H217ZM200 263H202V261L200 262ZM200 263H198V264H200ZM21 264H28V263H26V262H22ZM185 264H186V262H185ZM208 264V263H207ZM215 264V263H214Z\"/></svg>",
	"mask_w": 264,
	"mask_h": 264
},
{
	"label": "crops",
	"instance_id": "3",
	"mask_svg": "<svg viewBox=\"0 0 264 264\" xmlns=\"http://www.w3.org/2000/svg\"><path fill=\"white\" fill-rule=\"evenodd\" d=\"M258 108H259L258 106H255V108L252 109V113H251L252 117H255L256 113L254 111H255V109L258 110ZM257 118L259 119L258 116H257ZM222 119H223V115H219L218 120L220 121V123H222V121H221ZM203 139H206V138L202 137V142H204L202 145L204 146L205 143H206V145L204 147H205V150H208V151L206 153H204L203 155H201V158H203L202 160L204 161V166H203V169L201 171L198 170V172H201L202 174L200 176L197 175V177L191 176V178L194 179V181H193L194 184H198L199 185V184L202 183L203 184L202 186H203V189H204L205 193H209V194H215V193L214 192H209L208 190H206V188H211L212 187L211 184L212 183L213 184L216 183L217 184V190H218V192L216 193L218 195L217 198H214L212 196L211 197H207L206 194H201L200 195L198 193H195L194 196H197L199 199H201V201L203 203H199L197 201H194L193 197H189L186 200L183 199L182 202H181V197L179 196L181 193L177 192V193H175V195H176V197H179V200H178L179 202H178L177 207H173L172 206L173 201H170L169 198H168V201H163L164 198H161L159 195L157 196V198L155 196V198H153V200H151V201L148 200V202L146 203V207H145L146 211L150 207H154V208H157V209H162L164 206H167L170 210L174 211L175 216L177 215V219L176 218L173 219V217L170 216V215L166 216L164 219H166V218L170 219L172 222H174V226L167 228L165 233L161 235V238H160L161 241L154 240L153 242H148V243L146 241L145 245H141L140 241H135L136 244H133L131 246H126L128 248L124 249V252H123L122 255L117 256V257H115L114 255L113 256H109V259L107 260V263H104V260L102 258L98 259L97 264H100V263H102V264H185V262H186V264H198L201 261H202V263H200V264H207V263L208 264H212L211 263L212 260L216 261V262H214L215 264H250L251 260L253 259L252 255H253V251L254 250H258L259 252L263 253V255H261V259H260V257H258L260 259L258 261V264H262L263 263L262 261L264 260V227L263 228L252 229V231L255 232V237L257 238L255 240L261 242V244L260 245L258 244V245L255 246V248L252 247L253 249H250L249 259H248V261H245L243 259H240V256L243 254L242 249L235 250L236 252L234 251L235 252L234 255H233V252H231L232 254L230 253L228 255L229 257L224 256L223 258H221V255H220L221 251L216 250L212 245L209 244V243L212 242V240H214L213 239L214 235H213V233H211V231H210V234H208V231H209L208 228H192V229H189V228H181V226L178 225V224H183L184 220H189L190 217H188V215H191V214L197 215L195 213H192V210L190 209L189 206H185L184 207L183 203H186V201L188 203L192 204V205L194 204V207H197L199 209V214H201L202 216H207V219H209V216H211L212 214H221V213L217 212V211H215V210H213L211 208L203 209V211H202V209H200L199 206L201 204L204 205V203H212L214 200H217L216 202H219V203H224L225 205L229 206V209H234V210H238L237 206L241 204V205L246 207V210L245 211L244 210H238V211H242V212H248L249 211L250 214H252L254 212V209L256 208V206L259 205V202L255 201L254 199H249L248 202H244L242 199H240L238 197V194L235 193L237 189L238 190L240 189L241 184H242V181L238 177L239 175H241L240 178H243V177H246V176H250L251 182H256V181H258V179L260 177L259 176V172H257V170H255V169L248 168V165H246L244 167L243 171L240 170L241 171L240 173H239V171H233V170H226V171L220 172L221 169L220 170L219 169L218 170H213L212 168H208V169L205 168L211 162L215 161L214 158L218 157V158H220L219 160L221 161V160H223L222 159L223 157L218 155L217 150H213V151L210 150L211 146L214 147V149L218 148L217 147L218 145L214 144L215 142H207L206 140H203ZM218 139L220 140L221 143L224 142L220 137ZM198 142H199V140H198ZM190 144H193L192 141H190L189 145ZM223 144L225 145V142ZM219 147H220V145H219ZM255 148L257 149L256 145H255ZM256 149H255V151H256ZM199 159L200 158L197 157V160H195V161L202 162V160H199ZM199 177L202 178V181L198 179ZM234 187H235V189H234ZM109 188H110V185L103 186V191H104L105 194L108 193L107 191H109ZM206 191H208V192H206ZM153 193H154V191H150V194L148 192V194H149L148 198L149 199H150V196ZM189 195L192 196V194H189ZM165 197L167 198V196H165ZM209 200H211V201L208 202ZM160 201H163V202H160ZM262 201H264V200H262ZM234 202L236 203V205L233 207ZM180 204H181V206H180ZM103 206L110 207L111 205H106V204L103 203ZM120 206L123 207L124 205L119 204L118 207H112V208L113 209L115 208V210L123 209ZM262 206L263 207L260 208V211L264 212V205H262ZM225 210H228V209L225 208ZM146 211H145V218H147L148 220H157V219H152V218L146 217ZM183 215H187L186 218H182ZM164 219H158V220H164ZM197 220H196L197 222L196 221H189V222H193V225H196L197 227L199 225L205 226L204 224L201 223L203 219L202 220L197 219ZM107 223H110V222H107ZM58 224H59L58 225V231H59L58 233L59 234H60V232L61 233H65L66 237L70 236L69 229H71L72 227L70 225H68V222L66 221L65 224H64L63 221L60 219ZM91 224L93 225L92 222H91ZM174 229H186V230H190L192 232L194 230H197L200 233L201 232H205L206 238H204L203 240L199 241L198 237L194 236V234H196V233H192V234L169 233L171 230H174ZM256 229H258V230H256ZM200 233H197V234H200ZM120 236H117V238H119ZM260 239H262V240H260ZM196 240H198V241H196ZM113 242H111L110 244H112ZM50 243H52V246L55 245V248H53V251L57 253V251H55V250H57L56 249V247H57L56 244H58V241L54 239L53 235H50ZM102 244H105V243L99 244L97 252L92 254L90 257L87 258V260H85L84 262H82L80 264H88V262L90 260L98 258V254L100 253V245H102ZM181 244L186 245V252H187L186 255H183L184 254V250L183 251L180 250ZM207 245H208V247H207ZM25 246H26V244H25ZM75 246L78 248V244H76ZM112 246L107 247L109 249V252L114 251ZM202 246L203 247L205 246L206 248L205 247L203 248ZM19 250H20L19 248H16L15 249L16 253H18ZM22 250L24 251V249H22ZM10 251H13V250L10 249ZM201 251H202L203 257L200 254ZM155 252L157 253V258L153 259ZM214 252L216 254L212 255V253H214ZM237 253L241 254V255L239 256ZM23 254H25V253L22 252V254H19V255H16V256L10 254V255H7V256H9V258H13L14 257L16 260L20 259L19 262H17L16 264H21L22 262H26L28 264H31V263H34V264H41V263L42 264H47V263H45V262L43 263V261L37 260L35 258H33V262L30 263V262L26 261L25 257L21 256ZM7 256H5V258H7ZM38 256L39 257H43L44 255L41 256V255L38 254ZM65 256L66 257H64V255L61 254V255L55 257V259L57 261H59L60 264H64V262L67 263V260H69L68 253ZM191 257H192V259H191ZM186 258H188V261H187ZM165 259H167V261H164ZM236 259H238V261H236ZM175 261H177V263ZM49 264H56V262L52 261Z\"/></svg>",
	"mask_w": 264,
	"mask_h": 264
}]
</instances>
